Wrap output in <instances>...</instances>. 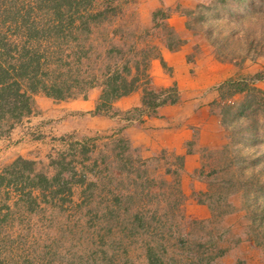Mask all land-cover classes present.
<instances>
[{"label":"rangeland","instance_id":"obj_1","mask_svg":"<svg viewBox=\"0 0 264 264\" xmlns=\"http://www.w3.org/2000/svg\"><path fill=\"white\" fill-rule=\"evenodd\" d=\"M210 1L212 0H120L117 4L126 13L121 21L125 26L149 29L151 12L158 7L192 8L197 3L207 4ZM104 2L105 0H92V5L97 7ZM224 3L226 4L223 6V13L228 27L224 32L233 31L230 37L235 36L238 44L231 42L229 45L231 51L224 48L220 51L218 45L216 50L227 58L236 57L238 54L244 55L243 50L246 46L244 38L253 40L255 49L249 51L242 60L236 58L235 62L217 61L212 58L218 63L232 64L236 67L237 71L234 74L230 75L228 70V78L260 77L252 84L264 91V0H225ZM243 15L254 22L255 33H245L246 35L242 36L247 32L240 29V24L244 22L241 17ZM179 16L177 12H171L168 18L178 17L181 23L182 19ZM212 22L210 20L202 28H206L208 24L212 26ZM234 22L235 27L232 25ZM167 24L171 26L168 19ZM158 25L151 32V40L156 43L162 42L165 36L163 22L159 18ZM197 35L205 44H202L201 51L208 50L207 52L210 51L212 54L214 51L212 46L203 35ZM194 49L196 47L192 48L190 53ZM94 88L99 90L97 87ZM210 91L214 92V87L200 93ZM215 93L216 98L213 101L215 103L210 108L219 113L221 101L217 103L218 93L217 91ZM242 96L243 93L232 97L234 103L231 114L225 116L224 146L202 153L199 157V167L188 176V184L182 183L180 176L176 180V174L165 172V169L175 168L178 160L174 158V154L160 150L145 159V169L149 176H154L158 180L163 179L169 185L148 186L144 183L127 185L125 181L119 183L117 179L109 181L108 175H105L107 172L101 171V163L98 162L99 173L96 172L94 175L86 173L85 180H94V186L85 192L76 187L72 190L69 200L61 203L38 202L36 207L29 211L17 199L14 191L0 188V264H145L143 253L146 246L158 251H175L176 260L178 259L176 264H225L242 250L249 249L251 252L252 244L262 247V251L255 259L259 264H264V95H256L261 98V103L246 97L251 104L242 109L240 115L234 116ZM42 97V93L33 94V102L34 98ZM65 102L67 100L48 99L38 101V106L51 113L50 109H58L60 108L58 106L65 105ZM113 104L114 102L112 107ZM40 111L41 109L37 114ZM85 113L89 115L88 111ZM122 114L123 111L118 112L114 117L115 129L126 123ZM71 116L72 114L58 116L54 120L46 117L34 119L31 124H28L26 116L19 121L29 126L31 136L41 134V139H38L41 144L36 145L39 150H36L35 160L37 166L46 172H49L46 154L50 147H53L54 151L57 149L65 153L67 151L62 150L65 144L61 135L56 137L48 134L47 142L41 141L45 134L42 133L44 129L40 128L52 121L53 125L63 124L62 121L68 124V121L73 120ZM90 117L79 118L85 131L74 130L75 134L80 135L76 137L96 136L98 137L96 142H109V134L113 127L104 129L101 125H96ZM33 118H36V115H33ZM100 128L102 129L99 130ZM42 144L55 145L44 147ZM110 147L109 144L103 146L102 150H97L98 153L94 150L91 156L98 158L104 155L106 160H109L112 157ZM128 153L132 156L140 154L135 149L128 150ZM3 157L0 154V168L8 163V157ZM121 176H118V179H121ZM195 179L198 180L200 188L192 184V180ZM182 187L188 192L184 193ZM126 194L131 196L128 203H124L123 199ZM116 195L121 196L119 203L112 201V197ZM193 202L206 209L205 217L194 218L186 214V206ZM124 206L126 209H123ZM108 210L111 211L109 214ZM134 212L145 213V216L153 212L155 217L165 223L159 239L155 236L151 238L149 230L131 231L128 227L122 230L120 220L128 219ZM189 218L201 223H190ZM145 222L147 224V221ZM169 225H172V229L168 227ZM211 240L215 241L216 247L226 249L223 257L220 255L208 259L213 253L209 248ZM158 243L162 244L163 250L159 249ZM237 244L238 247L231 251ZM198 246L201 247L200 250H197ZM228 249L230 251H227Z\"/></svg>","mask_w":264,"mask_h":264},{"label":"trees","instance_id":"obj_2","mask_svg":"<svg viewBox=\"0 0 264 264\" xmlns=\"http://www.w3.org/2000/svg\"><path fill=\"white\" fill-rule=\"evenodd\" d=\"M0 1V136L6 134L23 117L38 113L39 110L32 99V95L37 92L53 101H65L78 97L84 99L89 89L97 87L99 90L96 102L88 113L112 119L121 112L112 107L114 101L134 91H139L140 94L139 105L123 111L122 117L126 123L116 129L112 128L109 142H95L98 138L96 136L78 138L75 133L61 134L62 142L66 146L62 150L67 152H62L61 149L54 151V148L50 147L46 154L49 172L38 167L37 160L21 156L14 157L0 168V188L14 191L17 199L29 211L33 210L38 202L61 203L69 200L72 190L76 187H80L81 192L91 189L95 182L85 180L86 173H99L98 162L101 163V171L107 172L105 175H108L109 181L117 179L119 183L125 181L127 185H169L163 179L149 176L145 169V159L158 151L145 158L139 154L132 156L128 150L134 148H131L126 137L121 135L123 128L134 122L142 123L145 117L156 115L159 106L179 101L178 88L174 82L159 87H154L151 83L148 70L152 59H158L162 69L170 73V68L160 56L158 43L173 51L189 42L190 48L196 49L191 53L190 49L186 54L188 63L194 62V58L201 51L199 44L202 41L198 43L197 34L203 35L212 46L214 51L209 53L217 61L235 62L236 58L242 60L249 51L255 49L253 40L244 38V55L227 58L216 50L218 45L220 51L222 48L231 51L230 43L238 44L235 36L230 37L233 31L224 32L228 30L223 13L225 0L197 3L192 8L158 7L151 12L149 29L125 26L121 21L126 13L117 4L120 0H105L97 7L92 5V0ZM171 12H177L182 19V35L177 34L173 27L167 24ZM241 17L244 22L240 24V29L247 31L242 36L255 33L254 22L245 15ZM158 18L163 22L165 36L162 42L156 43L151 40V32L159 26ZM210 20L213 21L212 26L208 24L206 28H202ZM232 25L235 27V22ZM201 44L205 45L204 42ZM228 77L211 86L218 93L217 103L221 101L219 113L216 114L224 131L225 116L231 114L234 103L232 97L235 94L243 93V96L234 116L240 115L242 109L251 104L246 97L261 103V98L256 95H264L263 90L252 84L260 77ZM213 101L210 106L215 103ZM36 136L41 137V134ZM108 144L112 153L109 160H106L104 155L98 158L91 156L94 150H102L103 146ZM202 153L204 151L200 152V156ZM174 158L178 160L175 168L165 169V172L176 174L177 180L182 169L183 156L175 155ZM120 175L121 179H118ZM117 197L118 195L112 197L114 203H119L121 196ZM123 197L124 203L131 199L129 194ZM123 209H126V206ZM110 212L108 210L107 214ZM153 214L149 212V215L145 216V213L134 212L128 219L120 220L122 230L125 227L131 231L149 230L151 238L155 236L159 239L165 223ZM189 220L190 223H201L195 219ZM168 227L172 229V225ZM182 232L186 233L184 230ZM157 245L163 250L161 243ZM216 245L214 240L209 241V248L213 253L208 259L220 255L223 257L226 252V249ZM237 247L238 244L231 251ZM200 249L198 246L197 250ZM261 249L262 247L252 244L251 252L249 249L242 250L225 264H246L247 256L256 258ZM143 254L145 264H176L178 260L175 251H158L151 246H146Z\"/></svg>","mask_w":264,"mask_h":264},{"label":"crops","instance_id":"obj_3","mask_svg":"<svg viewBox=\"0 0 264 264\" xmlns=\"http://www.w3.org/2000/svg\"><path fill=\"white\" fill-rule=\"evenodd\" d=\"M168 23L177 34L182 35L184 28L178 17L168 18ZM199 42H201L200 39H198ZM201 43L199 44L200 49L203 47ZM190 47L191 44L187 42L178 49L170 51L158 43L160 56L170 68V73L162 69L158 59H152L148 70L151 83L154 87H159L174 82L178 88L179 101L159 106L156 115L145 117L142 123L129 125L121 131V135L126 137L130 147L136 148L142 157H148L159 150L182 155L183 165L179 176L184 184H188V176L199 167L200 152L217 150L226 141L225 131L220 124L219 117L210 108V102L216 98L215 91L205 94L200 92L209 90L211 86L228 77V70L230 75L237 71L232 64L216 62L207 52L208 50L200 51L194 58V62L188 63L185 56L190 51ZM97 96L98 89L91 88L87 91L84 99H68L65 105H61L62 108L58 106L60 108L50 109L51 113L46 112L44 107L38 106V101H46L49 98L44 96L34 98L36 108L41 111L39 114L29 115L27 117L28 124H31L34 119L46 117L54 120L55 117L72 114L73 120L68 121V124L62 121L63 124L53 125L54 121H52L47 126L40 128L44 129L42 133L45 134V137H42L41 141L45 140V142H47L48 134L57 137L64 133H74V130H82L79 118L90 117L85 112L94 107ZM139 98V91H134L114 101L113 107L118 111H125L138 106ZM33 115H36V118H33ZM90 118L96 125H101L104 129L106 127L114 128L116 125V119L102 118L99 115H92ZM28 129L27 124L18 122L6 134L0 136V154L4 156L3 158L8 157V161L16 156L37 159L36 150L39 148L36 145L41 144V142L39 143L41 137L31 136ZM77 134L75 136H80ZM42 145L48 147V145L54 146L55 144ZM192 184L196 188H200L197 179L192 180ZM182 189L184 193L188 192L183 187ZM185 212L194 218H203L206 215V209L194 202L186 206ZM246 259V264H259L255 258L247 256Z\"/></svg>","mask_w":264,"mask_h":264}]
</instances>
